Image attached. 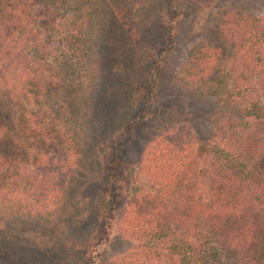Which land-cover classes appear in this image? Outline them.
Here are the masks:
<instances>
[{
    "label": "trees",
    "instance_id": "16d2710c",
    "mask_svg": "<svg viewBox=\"0 0 264 264\" xmlns=\"http://www.w3.org/2000/svg\"><path fill=\"white\" fill-rule=\"evenodd\" d=\"M90 11L89 0H0V105L18 112L12 122L0 115V166L18 161L5 144L23 148L33 168L45 162V149L57 147L65 161L74 159L65 118L73 109L61 99L75 98L91 64ZM234 18L221 28L231 50L221 59L229 68L217 69L220 57L217 62L210 49L186 65L224 110L209 121L210 138L167 131L136 167L120 165L130 133H118L112 144L99 215L113 219L105 197L121 201L116 226L129 247L115 264H264V14ZM141 73L135 97L143 107L150 77ZM44 182L32 186L46 195L36 210L54 207L65 187Z\"/></svg>",
    "mask_w": 264,
    "mask_h": 264
},
{
    "label": "rangeland",
    "instance_id": "374dc122",
    "mask_svg": "<svg viewBox=\"0 0 264 264\" xmlns=\"http://www.w3.org/2000/svg\"><path fill=\"white\" fill-rule=\"evenodd\" d=\"M89 3L85 32L91 64L75 98L66 93L61 99L73 109L65 118L74 139L75 165L56 147L43 148L49 152L45 162L29 167L23 148L5 144L18 161L9 169L0 166V264H115L129 247L116 226L121 201L104 199L112 220L103 221L99 210L101 179L117 134L130 133L120 165L134 167L167 131L183 128L198 140H208L209 121L219 120L224 110L199 80L192 79L186 65L195 54L210 49L217 62L220 57L217 69L229 68L227 58L221 59L230 50L221 33L225 20L264 14V0ZM139 72L150 77L143 107L135 97ZM17 113L0 105V115L9 122ZM29 142L24 145L29 147ZM41 180L65 187L54 207L36 210L34 204L46 198L32 188Z\"/></svg>",
    "mask_w": 264,
    "mask_h": 264
}]
</instances>
